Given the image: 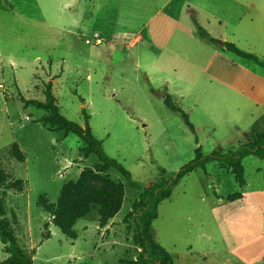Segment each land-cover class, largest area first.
Here are the masks:
<instances>
[{
  "label": "rangeland",
  "instance_id": "rangeland-1",
  "mask_svg": "<svg viewBox=\"0 0 264 264\" xmlns=\"http://www.w3.org/2000/svg\"><path fill=\"white\" fill-rule=\"evenodd\" d=\"M0 3L7 9L0 10V171L22 181L20 191L0 187V198L33 264L134 260L140 248L132 205L142 188L173 179L197 147L203 156L237 150L254 122L264 128V67L217 42L264 65V0ZM47 82L60 113L83 127L84 110L104 152L138 185L127 186L110 170L125 186L121 209L104 227L92 209L73 225L75 239L50 223L39 201L55 203L62 185L98 160L83 158L77 136L48 131L38 122L44 113L24 104L44 101ZM167 94L193 131L164 105ZM13 143L24 162L9 155ZM241 164L243 186L211 161L183 176L160 202L152 231L172 264H264V159L249 154Z\"/></svg>",
  "mask_w": 264,
  "mask_h": 264
},
{
  "label": "trees",
  "instance_id": "trees-1",
  "mask_svg": "<svg viewBox=\"0 0 264 264\" xmlns=\"http://www.w3.org/2000/svg\"><path fill=\"white\" fill-rule=\"evenodd\" d=\"M0 8L5 10L1 3ZM194 25L197 27L200 37L208 38L207 34L195 22ZM222 47L226 51H230L264 67L255 55L242 52L231 43L224 42ZM44 94V101L23 100V102L25 105H32L44 113L38 122L46 127L48 131L60 132L64 137L68 134H74L81 142V147L79 148L81 156L87 158L89 155H94L98 160L93 169H82L76 181L65 182L55 203H49L47 200H40L39 198V207L48 214L50 223L59 229L65 237L75 239L76 235L72 231L73 225L78 219L85 217L92 209L98 208V224L100 227L106 226L109 220L114 218L121 209L125 186L122 182H115L110 178V170L118 172L127 186L137 187L138 185L132 181L130 172L120 162L109 157L104 152L102 141L93 135L88 125L89 116L84 110L85 125L81 127L69 121L60 113L56 100L51 94L50 82L45 84ZM163 103L170 111L180 114L184 124L193 131V126L189 122L187 114L172 103L170 95H165ZM245 136L247 138L246 143L240 145L237 150L225 153L221 152V150H215L210 155L203 156L200 148L197 147L194 159L184 165L173 179L142 188V192L132 205L137 231V245L140 248V253L134 260L126 261V264H172L170 254L157 243L152 231V222L158 215V205L161 201L170 197L171 188L183 176L197 168L203 170L205 165L211 161H216L222 168H228L236 183L243 186L245 182L241 164L242 159L249 154H254L264 159V128L260 130L259 122L256 121ZM8 152L11 158L17 162H24L25 154L17 143H13ZM161 172L163 173L164 171L161 170ZM21 185V180L11 179L0 171L1 188L20 191ZM239 197L237 194V198ZM4 213L5 210L0 198V243L2 244V252L5 254V258L0 261V264H33L31 257L19 247L17 238L10 228L9 221L4 217ZM46 226L47 224H45ZM47 237L48 235L45 238Z\"/></svg>",
  "mask_w": 264,
  "mask_h": 264
},
{
  "label": "built area",
  "instance_id": "built-area-1",
  "mask_svg": "<svg viewBox=\"0 0 264 264\" xmlns=\"http://www.w3.org/2000/svg\"><path fill=\"white\" fill-rule=\"evenodd\" d=\"M91 38L94 39V44H95V45H99V44L101 43V39H100L96 34H93V35L91 36ZM90 42H91L90 39H86V40H85V43H90Z\"/></svg>",
  "mask_w": 264,
  "mask_h": 264
},
{
  "label": "water",
  "instance_id": "water-1",
  "mask_svg": "<svg viewBox=\"0 0 264 264\" xmlns=\"http://www.w3.org/2000/svg\"><path fill=\"white\" fill-rule=\"evenodd\" d=\"M219 45L223 46L224 42L223 41H217Z\"/></svg>",
  "mask_w": 264,
  "mask_h": 264
},
{
  "label": "crops",
  "instance_id": "crops-1",
  "mask_svg": "<svg viewBox=\"0 0 264 264\" xmlns=\"http://www.w3.org/2000/svg\"><path fill=\"white\" fill-rule=\"evenodd\" d=\"M0 10H4V9L0 8ZM4 11H7V10L5 9ZM111 220H113V218L110 219L109 222H111ZM106 226H107V225H106Z\"/></svg>",
  "mask_w": 264,
  "mask_h": 264
}]
</instances>
